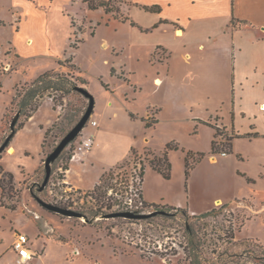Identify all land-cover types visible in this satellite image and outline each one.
Instances as JSON below:
<instances>
[{
  "label": "rangeland",
  "instance_id": "374dc122",
  "mask_svg": "<svg viewBox=\"0 0 264 264\" xmlns=\"http://www.w3.org/2000/svg\"><path fill=\"white\" fill-rule=\"evenodd\" d=\"M121 1L119 20L135 17L132 1ZM119 20L102 10H90L82 0H0V147L19 113L21 98L14 101L17 91L24 94L41 74L55 71L95 99L90 121L53 164L42 192L45 160L86 113L89 100L84 95L75 90L66 97L52 92L56 105L46 96L38 112L0 153V181L8 182L4 172L14 175L13 184L4 191L0 187V264H23L11 244L17 233L30 237L32 250L38 252L35 258L46 249L42 262L34 258L30 264H190L183 247L188 245L191 228L201 243L203 264H264V136L239 135L232 140L233 153L228 146L213 153L215 127L221 130L219 143H229L227 138L235 133L223 127L219 118L206 122L196 117L204 114L206 98L214 102L230 98L227 72L216 63L214 72L205 75L201 72L205 59L196 55L189 60L182 55L168 58L160 49L154 55L151 43L165 34H145L136 22L133 26ZM29 38L33 46H27ZM105 41L115 49L103 46ZM167 70L166 85L160 88L154 80ZM206 82L208 95L201 94L192 108L195 88ZM177 86L179 91L174 93L171 88ZM207 104L211 107V102ZM24 121V117L19 120ZM91 121L101 127H92ZM88 135L96 140L95 150L84 164L73 165L70 180L81 189L72 188L67 174L82 138ZM127 152L124 166L110 178L113 188L107 197L128 202L131 210L120 211H157L143 205V200L173 207L160 209L166 216L131 220L95 214L100 208L91 195L95 181ZM164 152L171 164L169 179L149 164ZM36 196L84 217L52 213ZM214 209L212 216L201 217Z\"/></svg>",
  "mask_w": 264,
  "mask_h": 264
},
{
  "label": "crops",
  "instance_id": "0c3cea01",
  "mask_svg": "<svg viewBox=\"0 0 264 264\" xmlns=\"http://www.w3.org/2000/svg\"><path fill=\"white\" fill-rule=\"evenodd\" d=\"M130 1L133 3L131 15L132 11L136 9L135 17L130 16L129 18L130 23L131 21L136 22L137 26H140V31L145 34L156 31L165 34L156 42L151 43V47L155 50L154 55L157 49L165 52L168 58L173 55H182L189 60L193 55H196L205 59L204 66H206H203L201 71L205 75L214 72L211 70L215 69L216 63L218 67H223L222 69L227 72L228 81L232 84L230 98L221 97L217 102L206 98L204 114H198L196 117L206 122H208L207 119L219 118L223 127L238 136L248 134L264 136V0ZM71 29L73 30V27ZM19 30L20 27L17 31ZM95 36L96 33L92 35V37ZM29 42H31L30 45ZM27 44V46H33V40L29 38ZM103 46L109 47V50L115 49L114 46L110 47L106 41ZM169 74L170 71L167 70L166 75L157 76L154 82L158 83L160 88L164 87ZM208 86L209 82H206L204 86L195 88L194 96L197 100H192V108L196 102H200L198 100L202 98L201 94L208 95ZM171 90H175L174 93L179 91L178 86ZM208 102H211V107H207ZM227 114H229L228 117L230 116L229 119L226 118ZM48 126H45V130ZM100 127L99 122L98 126L94 128ZM88 136H84L82 140ZM144 141L148 142L149 140L144 138ZM95 146L89 152L78 153L73 159L67 174V183L72 188L81 189L70 180L73 165L84 164L95 150ZM135 149L143 152L142 149ZM128 157L129 152L121 154L107 170H103L99 174L92 188L98 184L100 178L107 171ZM39 233L38 237L40 238L42 237L41 231ZM29 240H31L30 237ZM30 248L32 250L31 245ZM32 251L34 252V250ZM45 251L44 248L42 254L35 259L42 262L46 256ZM34 253L38 254V252ZM68 264H76V262Z\"/></svg>",
  "mask_w": 264,
  "mask_h": 264
},
{
  "label": "trees",
  "instance_id": "16d2710c",
  "mask_svg": "<svg viewBox=\"0 0 264 264\" xmlns=\"http://www.w3.org/2000/svg\"><path fill=\"white\" fill-rule=\"evenodd\" d=\"M84 3H86L89 7L90 10H102L104 14L108 17H111L115 20H119L120 16V5L122 3L121 0H82ZM123 23L130 21L129 17L125 18L123 20H119ZM131 24L135 26L136 24L131 21ZM234 24V23H233ZM82 43V40L81 42ZM74 48H78V46L74 45L72 46ZM114 69H112V75L114 74ZM102 85L109 90V85L105 84L102 80ZM76 85L67 77L61 76L59 73L55 71H47L43 74H41L32 84L31 86L24 92V94H20L17 91V94L14 98V101H16L17 98H21V101L18 104L19 107V113L20 117H24L25 121L24 122H19L16 125V134L19 130L23 129L25 126V122L30 120L40 109V106L42 105V100L48 96L50 97L55 105L57 104L55 96H53L52 92H62L63 96L66 97L70 95ZM134 117V114L131 115ZM216 129V134L214 136V140L212 143V148H213V153H218L219 147L220 146H228L229 148V153H233V143L232 140L239 137L238 135H235L231 138H227L229 143H219L217 141L218 136L220 135V128L215 127ZM49 131V130H48ZM48 131L46 132V135L48 134ZM15 134V135H16ZM14 135V137H15ZM258 134H248L247 136H256ZM13 137V139H14ZM12 139V140H13ZM11 140V142H12ZM170 149L171 148H177V147H172L171 145L168 146ZM65 152V151H64ZM132 153H135V150L131 151ZM148 152V151H147ZM64 153L59 157V159L56 161L58 162L62 157ZM191 154L187 155V161L188 158H190ZM55 162V163H56ZM54 163V164H55ZM150 166L160 172L164 178L169 179L170 174H171V164L169 162L168 158V152H164L161 154V156H155L153 160H149ZM188 165V164H187ZM124 166V163H120L116 165L115 167L111 168L109 171H107L99 180L98 184L95 185L93 191H91V195L93 199H95L98 203H100V208L98 209V213L95 214H100V215H105L109 211H112L115 207H117V210H131L128 205V202L125 201L124 199H116L114 202H112L113 198L112 197H107L108 196V190L113 188L112 183H110V178H113L114 173L117 169H120ZM68 167H65L64 170H68ZM145 170V165L142 166L141 172H140V178L141 181L143 179V174ZM4 177L8 179V182H5V180L0 181V187L4 190L6 188L13 184L14 182V175L11 172H4ZM96 195V196H95ZM143 205L147 207H154L157 211H160V209H167V208H173L169 206H160L156 204H149L146 203L143 200ZM183 211V210H181ZM216 210L214 209L211 212L204 213L201 215V217H210L212 216ZM158 216H166V215H158ZM188 235V245L186 247H183V251L186 255L187 260L190 262V264H203L200 253H201V243L198 242L197 240V234L194 230V228H191V230H188L187 232ZM143 257H146L144 254L142 255Z\"/></svg>",
  "mask_w": 264,
  "mask_h": 264
},
{
  "label": "water",
  "instance_id": "95a60500",
  "mask_svg": "<svg viewBox=\"0 0 264 264\" xmlns=\"http://www.w3.org/2000/svg\"><path fill=\"white\" fill-rule=\"evenodd\" d=\"M74 90L80 92L82 95H84L89 100V107L86 113L83 115V117L78 121V123L71 129L70 132H68V134L65 137L62 138V140L58 143L56 148L46 158L45 165H44L45 166V178H44L43 184L41 185L39 189V192H42L49 184V181L53 173V164L59 159L62 153L69 147V145L73 143L80 136V134L86 128L93 114L94 107H95L94 97L89 93L87 89L83 87L76 86ZM19 117H20V113H18L16 117L14 118V120L12 121L11 133L6 138L2 146L0 147V153L8 149L11 143V140L16 134V125L19 121ZM35 199L42 207H44L45 209H47L48 211L52 213L59 214L65 217H70V218L84 217L82 213L77 212L75 210L45 202L39 196H36ZM158 215H167V212L160 210V211H154L153 213H149V214H143V213H136L132 211H115V212H111V213H107L103 215L102 218L103 219L125 218V219H131V220H144V219H148V218L155 217Z\"/></svg>",
  "mask_w": 264,
  "mask_h": 264
},
{
  "label": "built area",
  "instance_id": "2783aa9c",
  "mask_svg": "<svg viewBox=\"0 0 264 264\" xmlns=\"http://www.w3.org/2000/svg\"><path fill=\"white\" fill-rule=\"evenodd\" d=\"M91 125L93 127H97V121H91ZM96 144V140L93 136H88L87 138L83 139L79 144L78 149L76 150V155L78 153H82L84 151H90ZM75 155V156H76ZM222 156H226V153H222ZM74 156V158H75ZM30 240L29 237L23 233H17L15 235V240L12 244V249L15 252L18 262L23 264H30V262L37 256L31 248L29 244Z\"/></svg>",
  "mask_w": 264,
  "mask_h": 264
},
{
  "label": "bare ground",
  "instance_id": "6f19581e",
  "mask_svg": "<svg viewBox=\"0 0 264 264\" xmlns=\"http://www.w3.org/2000/svg\"><path fill=\"white\" fill-rule=\"evenodd\" d=\"M13 152H14L13 149L10 148V153H13Z\"/></svg>",
  "mask_w": 264,
  "mask_h": 264
}]
</instances>
